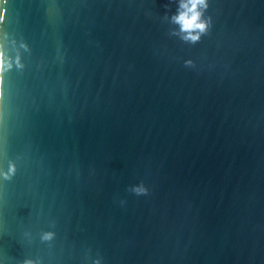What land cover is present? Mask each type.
I'll return each mask as SVG.
<instances>
[{"label":"water","instance_id":"95a60500","mask_svg":"<svg viewBox=\"0 0 264 264\" xmlns=\"http://www.w3.org/2000/svg\"><path fill=\"white\" fill-rule=\"evenodd\" d=\"M183 2L0 0V264H264V0Z\"/></svg>","mask_w":264,"mask_h":264},{"label":"clouds","instance_id":"9594fccd","mask_svg":"<svg viewBox=\"0 0 264 264\" xmlns=\"http://www.w3.org/2000/svg\"><path fill=\"white\" fill-rule=\"evenodd\" d=\"M201 8L207 10V0H187V2L180 4L181 11L173 17L174 22L180 26V31L185 34L183 37L185 41H190L193 44L198 43L202 35L207 34L209 29L210 21L206 22L203 20L204 13L200 10ZM188 63L190 64L191 62L189 61ZM15 68H19L20 70L24 69L21 58L17 56L15 63H13L11 58L6 62L3 46L0 45V101L3 100L4 95V75L6 72H11ZM10 172L12 175H15L16 167L14 164L11 165ZM5 179H11V176L6 173ZM48 238H51V236Z\"/></svg>","mask_w":264,"mask_h":264}]
</instances>
